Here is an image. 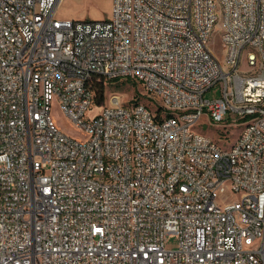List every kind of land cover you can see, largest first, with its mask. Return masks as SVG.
<instances>
[{"label": "built area", "instance_id": "2783aa9c", "mask_svg": "<svg viewBox=\"0 0 264 264\" xmlns=\"http://www.w3.org/2000/svg\"><path fill=\"white\" fill-rule=\"evenodd\" d=\"M58 4L0 0V264H264V0H112L102 21ZM95 81L170 117L95 106Z\"/></svg>", "mask_w": 264, "mask_h": 264}, {"label": "rangeland", "instance_id": "374dc122", "mask_svg": "<svg viewBox=\"0 0 264 264\" xmlns=\"http://www.w3.org/2000/svg\"><path fill=\"white\" fill-rule=\"evenodd\" d=\"M112 12V0H60L56 9V16L62 21H102L111 16ZM218 31V28L216 29ZM211 52L218 58L221 64H223V51L220 43L216 39L210 44ZM264 50V47H263ZM240 69L245 70L244 63L240 64ZM106 94L117 95L123 104L131 101L132 98L138 102L148 105L151 109L157 107L155 103L151 104L150 99L144 90L138 85L130 83H124L123 81L107 84L105 89ZM221 90L219 86L212 88L204 95L206 101H213L220 99ZM152 100V99H150ZM98 109H93L88 115L94 117ZM53 121L57 125L60 132L71 139L84 140L86 139L84 132L81 129L76 128L70 123V121L62 114L59 106L56 102H53L51 113ZM196 130L205 136L210 137L218 144L229 146L234 141V136L238 133V128L229 129L227 139L222 140L220 138L221 128L212 126L210 121L206 117H202L196 125ZM166 248L168 250H175L178 247V239L174 235L166 237Z\"/></svg>", "mask_w": 264, "mask_h": 264}, {"label": "trees", "instance_id": "16d2710c", "mask_svg": "<svg viewBox=\"0 0 264 264\" xmlns=\"http://www.w3.org/2000/svg\"><path fill=\"white\" fill-rule=\"evenodd\" d=\"M124 83H129L127 81H123ZM133 85H137L136 83H130ZM93 89H94V104L95 106H103L107 103L109 97L112 95L110 94H106V87L107 84H105L102 81H95V83L92 85ZM139 86V85H138ZM142 88V87H141ZM143 90V88H142ZM147 101H149L151 104L155 103V105L157 107H155V109H151L148 105L143 104L141 102H138L136 99L132 98L131 101L127 102L128 106H133V105H138V104H142L144 105L153 115H154V121L155 122H162L163 120L167 119L170 117L169 114L163 113V109L162 107L159 105L158 101L156 100H150V99H145Z\"/></svg>", "mask_w": 264, "mask_h": 264}, {"label": "bare ground", "instance_id": "6f19581e", "mask_svg": "<svg viewBox=\"0 0 264 264\" xmlns=\"http://www.w3.org/2000/svg\"><path fill=\"white\" fill-rule=\"evenodd\" d=\"M59 2H60V0H59Z\"/></svg>", "mask_w": 264, "mask_h": 264}]
</instances>
